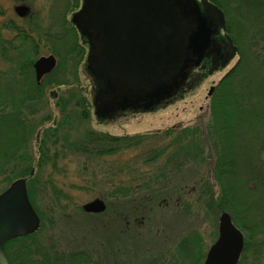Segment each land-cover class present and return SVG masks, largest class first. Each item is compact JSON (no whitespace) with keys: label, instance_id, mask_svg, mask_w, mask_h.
Wrapping results in <instances>:
<instances>
[{"label":"rangeland","instance_id":"1","mask_svg":"<svg viewBox=\"0 0 264 264\" xmlns=\"http://www.w3.org/2000/svg\"><path fill=\"white\" fill-rule=\"evenodd\" d=\"M224 1L229 3L228 0ZM14 5H27L32 9V13L39 14L42 28L46 29L52 23H48V14L45 16L44 12L49 8L48 0L47 2L45 0H0V39L5 43H0V49L4 47L7 50V53L4 55L0 54V112L10 111L8 112L10 116L0 114V193L4 191L10 183L5 180L9 179L10 181L13 177V174L8 175L7 172L10 169V164L6 163L9 158H11L10 155L15 148L14 144L16 139L20 137L19 129L14 123L15 119H17L16 115L11 112L12 109L10 106L4 109L3 107L4 105H10L9 97L16 98L20 93H26V84L19 89L22 84L20 77L16 76L15 71L21 55L23 61L25 60L24 62H26L27 60L38 58L39 55H47L52 50L58 57V63L62 62L58 64L59 67L57 66L56 69L44 73V75L47 74V76H45V83L43 86L44 93H41L43 97L38 100V107H41L46 100L48 108L42 109L36 115L26 116L29 122L32 120L33 123V121L38 118L40 122L32 129L33 133L30 131L26 136L27 147L25 150L27 153H30L33 158V161H31L32 166H34L37 159H39L40 147L38 144L39 139L42 138L43 131L51 127L54 121L60 119L58 107H55L56 101L59 96L69 88L74 87L79 89L80 94L88 101L87 110L89 112V118L84 120L87 121L88 127L111 135L137 137L142 135L146 137L137 142L139 144L135 145L137 147L133 146L128 149H123V151H119L113 155L96 157L94 153L75 151L71 149L72 146L69 144L76 140V137L83 136L82 131L86 126L83 122L76 121L72 124V128H70V126H63L58 129V137L66 138L64 147H61V143L57 144L54 148L53 146L50 147L51 153H53L55 149L57 150L56 161L58 165L53 168L50 164L45 163L40 170L35 167L36 178L35 181L32 182L33 198L35 205L40 210V219H42L40 222L43 224V232L48 235L50 239L45 242V244H39V242L35 241L33 245L35 247L45 248L49 251L50 246L56 242L58 244L56 251H65L67 254H71L72 258L65 260L52 258L47 262L42 257H38L36 259L32 258L28 263L26 262V264H80L81 259L76 256V252L77 249H84L85 246H90L92 252L96 254L92 255L94 260L97 262L103 261L102 264H202L204 257L200 259L198 263L197 261L194 263L193 259H196L199 252L198 249H201V254L205 256L207 249L216 238L218 232V218L222 212H217V214L213 208L207 206V201L211 198L210 192H213V195L218 193V184L215 180V173L213 171L215 152L207 148L204 150V152L206 151L204 154L205 161L200 168H198L201 173L209 175L208 186L210 192L208 191L209 196L205 200L200 199L198 203L196 202L201 188L198 186L195 188L192 187L191 185L193 183L189 184V181L187 183V179L190 178V175L185 171H180L171 176L175 184L173 193L171 192L174 196L170 198L169 203L162 204L165 205V208L164 206H160L161 201L158 200L156 204L151 205V209L147 210L144 214H142V212L140 214L139 212L141 209H145L143 208V204L142 208H135L134 206L138 215L132 214L131 211L127 212V208L125 209L127 220L124 219L123 221V231L126 233L127 231L133 230L136 236L132 240L126 239L125 233L119 231V233H114L115 235L107 239L108 241L103 240V242L102 238H104L106 232H104L102 228H99V231L102 230V233L99 234V232H97V235L93 234L89 221L91 220L95 223L106 222V227H104V229L106 230V228H108V232L114 230L113 228L116 226L109 229L111 222L117 218L116 211L113 207L118 204V202L124 201L120 200L118 197L127 200L129 196L133 198L135 194L140 195L147 191L141 187L144 181H141V179L137 177L140 173L139 171L135 172L132 176L130 175V172H132L130 171L131 167L143 160V155H145L144 152L150 148L149 146L151 144L156 147L159 144L165 143V141L162 143L155 141L153 136L159 132L157 130H163L164 128L176 125L178 129H182L183 127L193 126L195 123L199 122L205 127L210 120V99L207 93L211 85L217 84L218 79L224 71L211 74V71H205L204 69L196 70L198 77L194 78L190 86L187 85V91H181V93H176L165 98L157 105L148 109H118L101 119H97L90 105L91 88L88 81V74L84 70L82 62L85 58L84 55L86 50L78 42L79 36L76 30L72 28L76 33L74 37L77 36V43L75 40H71L68 33L63 34L64 32H62L64 37L61 45L60 42L52 41L50 37L51 33L55 35L61 34L63 29L61 30L60 27L55 29L51 28L50 32H47L49 35L48 37L45 33H42L39 41L37 39V32L34 31V35L37 38L34 35L32 36L39 45L36 47L37 51L35 52L37 53L33 55L31 45L25 43L22 46L19 43V38H17V33L12 30V28L5 26L8 20H13L16 24L26 27L27 32L32 30L29 28L26 20H23L15 14ZM43 6L44 11L42 10ZM71 13L72 12L67 13L68 19ZM242 17L243 15H240L239 21L246 23L247 21H244ZM54 30L55 32H53ZM75 44L80 51L78 54L82 53L81 56L75 52L69 53V49L73 45L75 46ZM247 54H249V52ZM235 59L236 57L233 58L231 63ZM249 63H253V59H249ZM74 65H76V67L73 68ZM56 70L58 72H56ZM55 72L57 73L56 76L53 74ZM48 78H50L49 81H47ZM56 83H59V85H56ZM189 83L190 80L188 84ZM28 86L31 88V85ZM235 87L236 85H234L232 89ZM52 90L58 95L56 101L53 97L49 96ZM35 95L38 96L39 93L35 94L32 90L30 93H27L29 98ZM33 102H30V105ZM29 108L31 109V107ZM29 108H26V110L24 109L26 115L27 109ZM45 114L50 116L48 120H40ZM37 122L38 121H35V123ZM34 125L35 124H33V126ZM16 136L19 137L16 138ZM90 147L92 148V146H87L85 148L88 149ZM22 152H24V150L18 151L20 156L23 157L24 155H22ZM210 161L211 164H209ZM162 162L163 161L159 163L158 168H160ZM127 164H129V166ZM206 164H208L207 168ZM20 175L21 177H26L27 180L30 179L28 173H21ZM175 176L176 179H174ZM184 176H186V182L185 184H181L182 181L184 182ZM47 179L52 181L54 189L56 188L62 192V199L59 204H56L55 200L52 198V191L54 190L50 184H47L50 186L46 185ZM26 185L29 186L28 183ZM236 192L237 189H234L232 193L235 195ZM111 193L114 195L112 196ZM108 195L113 198H106ZM95 197L103 199L106 204L105 210L101 213H92L94 215L83 212L81 209L82 204ZM258 197L263 198L264 196L260 195ZM231 201L234 203V200ZM241 201L246 202L249 206L238 201L240 203V208L237 209V215L240 219L243 220V216L250 220L255 216L254 218L257 219L260 217V214H264V205L263 208L257 206L258 208L254 209L255 206L250 205L252 204L250 198L247 197ZM67 217L71 218L70 222L66 220ZM255 222L257 224L260 221L255 220ZM262 222L264 223V217L262 218ZM127 223L129 224L127 225ZM246 224L250 223L246 222ZM259 225L262 224L259 223ZM259 225L257 224V227H259ZM126 226L128 230L125 229ZM242 232L244 233L243 230ZM243 235L245 237V233ZM115 239H117V241H115ZM197 239L199 240V248L195 245ZM99 246L102 247V250H100ZM110 249L119 250V253L116 256H110ZM17 262L14 261L13 264H17ZM259 263L264 264V252ZM21 264L24 263L22 262Z\"/></svg>","mask_w":264,"mask_h":264},{"label":"trees","instance_id":"2","mask_svg":"<svg viewBox=\"0 0 264 264\" xmlns=\"http://www.w3.org/2000/svg\"><path fill=\"white\" fill-rule=\"evenodd\" d=\"M211 1L224 11L227 21L226 32L231 36L234 44L237 46L238 57L233 65L219 79L209 98L210 120L205 127L199 122L195 123L193 126L183 127L182 129H178L176 125L164 128L159 131L160 133L157 132L155 136H153L155 141H159L158 143L165 141V143L159 144L156 147L151 144L149 146L150 148L144 152L145 155H143V160L130 169V171H132L130 172L131 176L137 171L140 172L137 177L140 178L141 181H144L142 186H140L147 191L140 195L135 194L133 198L129 196L127 200L118 197L120 200L124 201H120L118 204L115 203L116 205L113 207L116 211L117 218L111 222V226L109 227L110 229L116 226L113 228L114 230L112 232H108V228H106V230L104 229V227H106V222L95 223L90 220V228L95 235H97V232L101 234L102 230L106 232V235L102 238V241H106L111 238L112 235H115L114 233H119V231L124 232L122 225L124 219L127 220L125 216L126 208L127 212L131 211L132 214L138 215L135 208H142L143 204V208L145 209H141L139 212L140 214L141 212L144 214L147 210H150V207H152L151 205L156 204L158 200L161 201L160 206H164L165 208V205L162 204L169 203L170 198L174 196L172 193L175 184L171 176L180 171H185L190 175V178L188 177L189 179H187V183L189 181V184L193 183L191 185L192 187L195 188L198 186L201 188L196 202L198 203L200 199L205 200L209 196L208 191L210 192L208 186L209 175L201 173L198 168H200L205 161L204 154L206 151L204 152V150L207 148L215 152L213 171L215 173V180L218 184V193L213 195L214 193L210 192L211 198L208 199L207 206L213 208L215 213L228 211L232 221L244 231L245 244L238 264H261L259 262L264 252V223L262 222L264 214H260V217L257 219L253 216L251 220L243 216L242 220L237 215V209L240 208V203L243 202L241 200L247 197L250 198V202H252L250 205L255 206L254 209H257V206L263 208L264 205V197H258L260 195L264 196V0H228L229 3L224 0ZM48 2L50 4L48 23H52L45 29L39 24L41 23L40 19L34 17L32 28L37 32V37H39L41 33H45L48 37L49 35L47 32H50L51 28L55 29L60 27L61 30L63 29V34L68 33L71 40L76 41L73 29L66 16L68 9L75 5L76 0H48ZM240 15H243L242 19L247 21L246 23L239 21ZM5 26L11 27L16 33H19V43L22 46L27 43L31 45L33 55L37 53L35 51H37L36 47L38 43L24 34L23 26L15 25L12 20L7 21ZM53 32H55V30ZM63 34L55 35L51 33V40L60 42L61 45L64 37ZM0 43L5 44L2 39H0ZM6 51V48L2 47V49H0V54L4 55L7 53ZM70 52L78 54L80 51L75 44V46L73 45L69 49V53ZM248 52L249 54H247ZM81 54L78 55L81 56ZM249 59H253V63H249ZM24 61L21 55L15 71L16 76L20 77L22 84L19 89L26 84V93H20L16 98L9 97L10 105H4L3 107L4 109L10 106L12 109L11 112L16 115L18 120L15 119L14 123L18 127L20 133V137L16 136V138H19L16 139L13 153L10 155L11 158H9L6 164H10V169L7 173L8 175L13 174L12 179L10 178L11 180L21 177V173L29 174L28 176L30 179L27 180L29 185L28 195L36 213L41 218L40 210L35 205L32 192V182H34L36 178L34 168L37 167L38 170H40L45 163L50 164L53 168L58 165L56 161L57 150L55 149V151L51 153L50 147L53 146L54 148L59 143H61V147L65 146L64 142H66V138L64 139L57 135V131L60 127L70 126V128H72L74 122H83L86 125L82 131L83 136L76 137V140L69 144L72 146L71 149L75 151L94 153L96 157L113 155L119 151H123V149L139 145L137 142L146 137L142 135L138 137L128 135L118 136L96 131L88 127L87 121H84L89 118V112L87 110L88 101L80 94L79 89L74 87L67 89L59 96L57 101L56 98L58 95L52 90L49 96L53 97L56 101L55 107H58L60 119L54 121L51 127L43 131L42 138L39 139L38 144L40 147L39 159H37L36 164L32 166L31 161H33V158L31 154L27 153L25 150L27 147L26 136L30 131L33 133L32 129L40 122L39 118L35 119V121H38L37 123H35V121L32 123V120L29 122L26 116L36 115L42 109L48 107L46 100L41 107H38V100L43 97L41 93H44L43 86L45 77H43L40 84H37L34 80L32 71V62L34 59L27 60L26 62ZM61 63L62 62L58 64ZM206 65L209 67L210 61H207ZM74 67H76V65H74L73 68ZM56 72L58 71L56 70ZM56 72L53 73L54 76L57 75ZM50 78H48L47 81H49ZM28 85H31V88ZM56 85H59V83H56ZM234 85H236V87L232 89ZM31 90L35 94L39 93V95L29 98L27 93H30ZM30 102L33 103L30 105ZM29 107H31V109ZM26 108H29L27 109V115L24 113V109L26 110ZM8 112L1 111L0 114L10 116ZM49 117L50 116L45 114L40 120L46 121ZM33 124L35 125L33 126ZM87 146H92V148H85ZM21 150H24V152H22V155H24L23 157L18 153V151ZM161 161H163L162 165L158 168ZM209 164H211V161ZM127 165L129 166V164ZM207 167L208 164H206V168ZM174 179H176V176ZM185 179L186 176H184V182L182 181L181 184H185ZM11 180L9 181L8 179L5 181L11 182ZM47 184L52 186L54 190L52 191V198L55 200L56 204H59L62 199L61 190L54 189L52 181L49 179L46 180V185ZM234 189H237L235 195L232 193ZM111 195L113 196L114 194L111 193ZM112 196L108 195L106 198ZM231 200H234V203ZM243 203L249 206L246 202ZM40 220L42 221V219ZM66 220L70 222L71 218L67 217ZM255 220H259V223L262 225L257 223L259 225V227H257ZM245 221L250 224H246ZM128 224L129 223H127V225ZM40 225V229L35 233L11 239L5 244L4 247L9 264H13L14 261H18L17 264H21L22 262L26 264V262L28 263L32 258L36 259L38 257H42L47 262L52 258L61 260L72 258V255L67 254L65 251H56L58 246L56 242L50 246L49 251L45 248L35 247L33 245L35 241L39 242V244H45V242L50 239L48 235L43 232V224ZM99 228H102V230L99 231ZM125 229L128 230V227L126 226ZM124 235L128 240H132L136 236L133 230L127 231ZM115 241H117V239H115ZM198 241L197 239L195 245L199 248ZM99 248L102 250L101 246H99ZM198 250L199 252L196 259L192 258L194 263L196 261L198 263L200 259L204 257L203 254H201V249ZM118 251L110 249V256H116L119 253ZM92 255L96 254L92 252L90 246H85L84 249L81 248L80 250L77 249L76 252V256L81 259L80 264L103 263V261H95Z\"/></svg>","mask_w":264,"mask_h":264},{"label":"water","instance_id":"3","mask_svg":"<svg viewBox=\"0 0 264 264\" xmlns=\"http://www.w3.org/2000/svg\"><path fill=\"white\" fill-rule=\"evenodd\" d=\"M72 21L88 44L86 70L100 118L118 109H148L174 95L193 67L219 52L214 35L225 28L222 10L207 0H83ZM225 38L222 61L235 52ZM54 65L52 55L39 57L33 65L36 78ZM82 209L100 212L105 204L95 198ZM37 227L25 180L18 179L0 195V264H8L4 242ZM242 249L243 234L223 211L202 264H237Z\"/></svg>","mask_w":264,"mask_h":264},{"label":"flooded vegetation","instance_id":"4","mask_svg":"<svg viewBox=\"0 0 264 264\" xmlns=\"http://www.w3.org/2000/svg\"><path fill=\"white\" fill-rule=\"evenodd\" d=\"M79 2V3H78ZM78 5H80V7L83 5V0H76V3H75V5H74V9L75 10H77L78 9ZM74 10V11H75ZM73 11V10H72ZM27 12L28 11H26V13H23V14H25V16H26V14H27Z\"/></svg>","mask_w":264,"mask_h":264}]
</instances>
